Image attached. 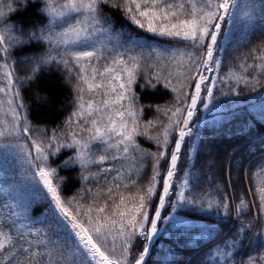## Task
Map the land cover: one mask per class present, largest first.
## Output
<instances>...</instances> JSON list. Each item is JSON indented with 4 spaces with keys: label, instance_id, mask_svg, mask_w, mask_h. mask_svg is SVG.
<instances>
[{
    "label": "trees",
    "instance_id": "trees-1",
    "mask_svg": "<svg viewBox=\"0 0 264 264\" xmlns=\"http://www.w3.org/2000/svg\"><path fill=\"white\" fill-rule=\"evenodd\" d=\"M64 2L53 0L57 8ZM167 2L183 3L186 9L190 8V0ZM122 3L123 0H109L107 4L99 5L100 18L107 30L99 37L97 45L102 46L104 56L99 65L110 62L117 54H123L125 60L129 57L139 60L140 68L129 92V97L135 99L134 107L142 133L136 137L139 150L128 158L121 156L115 160L109 153L104 164H91L86 169H82L79 163L65 165V161L76 154L72 148H62L58 154L49 156V165L57 169L56 180L62 198L78 201L84 206L81 212L94 199L98 203L107 200L111 206L113 200H108L103 192L97 193L96 190L106 191L114 183L119 184V191L125 196L144 194L152 183L153 169L157 167L149 153L166 151L158 166L160 175L157 177L156 195L148 199L150 208L157 206L162 180L169 167L170 152L178 136L175 130H170L167 149L158 147L155 137L163 139V129L169 124L171 116L167 110L182 106L177 103V95L183 100L185 93L191 90L183 88L174 92L172 88L180 87L177 84L179 74L187 68V64L181 65V60L187 61V56L182 57L181 54L198 50L181 38L148 32L143 18L145 27L140 28L128 18ZM42 7L41 0H27L26 5L17 0H0V9L8 15L6 23L15 25L17 30L14 34L25 41L22 44L9 42V55L7 58L0 57V64L7 62V71L13 77L12 91L7 94L0 92V104L3 105L0 116L10 119L5 115L9 99H14L15 103L22 101L26 105L22 114L27 115L36 133H56L63 142L70 143V128L80 133L85 126L83 120L77 121L76 117H72V112L76 110L74 74L70 78L64 67L56 63L40 66L35 75L32 71L36 66L34 61L41 56L48 52L57 56V51H64L63 46L57 50L47 42L27 39L30 33L39 35V30L49 25L51 17L41 12ZM75 16L70 14L57 18L56 25L52 27L60 31L67 24L74 23ZM231 17L232 23L223 26L227 37L219 38L222 50L217 59L221 63L211 73L215 80L213 107L206 111L198 105L190 124L192 134L185 138L179 154L175 174L179 185H172L173 192L158 222L160 231L151 243L144 264H264V212L259 210V190L264 188V72L255 67L261 61L253 59L264 50V0H236ZM76 18L83 20L84 16ZM154 23L159 25L166 21ZM3 28L4 23H0V29ZM83 47V44L68 45L69 50ZM241 64L252 67L244 69ZM158 70L162 77L160 80L154 79ZM76 71L78 69H74V73ZM169 72L173 73L169 77L172 85L166 87L163 77ZM233 73L249 80L255 77L262 83L255 88L242 80L237 84ZM184 83L187 84V81ZM7 87L5 70L0 67V88ZM16 92L20 94L19 99H15ZM89 95L97 101L104 98L85 93V100ZM128 102L124 100L122 104L127 106ZM116 107L120 108L119 105ZM215 107L218 109L215 110ZM69 118L72 119L71 125L68 124ZM150 136L153 138L149 139ZM0 143L7 144L9 141ZM91 147L93 152L108 151L106 146L95 142ZM106 168L112 171H103ZM118 173L122 179L114 181ZM85 176L89 179H83ZM185 180L188 181L187 187H184ZM124 184L129 187L124 188ZM31 185L23 157L12 148L0 147V230L13 237V246L0 257H9L6 264H27L29 259L38 260L40 264H72L74 249L68 246L71 233L60 226L53 205L36 195ZM181 191L186 202L178 205ZM111 195L118 203L115 188ZM242 199L247 207L237 211ZM188 200L193 203H187ZM209 202H213L211 208ZM125 203L132 208L137 201L126 200ZM217 203H227V210L217 207ZM173 205L177 206L173 208ZM76 206L74 203L73 210ZM106 211L110 213L111 207ZM151 215L150 211V218ZM120 242L118 240L117 244ZM146 244L139 235L135 236L129 260L138 256ZM26 248L29 252L39 251L42 255L32 258L23 251ZM217 249L231 255L225 259Z\"/></svg>",
    "mask_w": 264,
    "mask_h": 264
},
{
    "label": "snow or ice",
    "instance_id": "snow-or-ice-1",
    "mask_svg": "<svg viewBox=\"0 0 264 264\" xmlns=\"http://www.w3.org/2000/svg\"><path fill=\"white\" fill-rule=\"evenodd\" d=\"M17 2L27 4V0H17ZM108 2L109 0H65L57 8L53 0H41L43 4L41 12L51 17L49 25L40 29L39 35L30 33L27 37L28 40L47 42L53 49L58 50L61 46L64 47L62 53L57 51L59 59L48 52L35 60L36 66L32 71L35 75L40 66L56 63L64 67L70 78L74 74L76 110L72 112V117H76L77 121H84L85 126L80 129V133L86 135H80L75 129L70 128L71 142L65 143L56 133L38 134L33 130L27 115L22 114L26 111V105L22 101L15 103L14 99L7 101L9 108L5 115L10 116V119L0 116V142L9 141L7 144L0 143V147L12 148L23 157L28 166L32 191L53 205L60 219V226L71 233L72 239L68 246L74 249L72 264H144L145 256L149 252L147 245L151 244L158 233L161 210L165 207L170 195L182 144L185 137L192 134L190 124L196 115L198 105L207 110L212 104L215 80L210 74L215 72L221 63L217 59L219 51L222 50L219 38L227 37L228 33L223 30V26L232 23L231 11L236 7V0H190L189 9H186L183 3H168L167 0H123L121 5L123 10L128 18L140 28L145 27L141 19L143 18L147 22L148 32L181 38L188 41L192 48L198 50L181 54L182 57L187 56V61L181 60V65L187 64V68L179 74L177 84L180 87L172 88L174 92H180L183 88L191 90L185 93L183 100L180 95H177V103L182 106L167 110L171 112V116L169 124L163 129V139L161 140L159 136L155 137L157 146L167 149L170 130H175L178 136L170 152L169 167L162 180V192L157 197V206L154 209L150 208L148 199L156 195L157 177L160 175L158 166L160 160L165 157L166 151H160L158 154L149 153L153 156L157 167L153 169L152 183L144 194L125 196L119 191V184L114 183L108 186L106 191L96 190L97 193L103 192L108 200H113L111 206L107 200L98 203L94 199L86 210L81 212L84 206L78 201L74 199L66 201L62 198L60 186L56 180L57 169L49 165V156L58 154L62 148H72L76 150V154L65 161V165L79 163L82 169H86L91 164H104L109 153L114 160L120 159L121 156L128 158L134 151L139 150L136 137L142 134L139 131L140 125L134 107L135 99L129 97L131 86L140 68L139 60L136 57H129L125 60L123 54H117L112 56L110 62L99 65V61L104 59V56L102 46L97 45L99 37L107 31L100 18L99 5ZM9 9L11 10V5ZM70 14H76L73 17L74 23L67 24L60 31L52 27L56 25L57 18ZM81 15L84 16L83 20L76 18ZM7 19V13L0 9V23H4V28L0 29V57L4 58L9 55V42L14 41L16 44L25 42L20 36L14 34L17 29L15 25L7 24ZM155 21H166V23L157 25ZM19 31L23 32L22 29ZM70 44H83L84 47L80 50H69L68 45ZM253 59L261 61L255 67L264 72V50L255 55ZM0 67L5 70V76L8 79L7 89L0 88V92L7 94L13 88L12 73L7 71L9 67L7 62L0 64ZM240 67L246 69L252 66L241 64ZM74 69L78 71L74 73ZM172 75L173 73L169 72L163 77L166 80V87L172 85V79L169 78ZM232 75L237 84L242 80L246 85L250 84L255 88L256 85L262 83L255 77L249 80L236 73ZM161 78L158 70L154 79L160 80ZM114 81L116 83H113ZM184 81H187V84ZM85 93H94L104 98L97 101L93 95H89V98L85 100ZM19 96V92H16L15 99H19ZM124 100L129 101L127 106L122 104ZM117 105L120 108H117ZM0 113H3L2 104H0ZM68 124H72L71 118ZM152 138L149 137V139ZM93 142L106 146L108 151L93 152L91 147ZM103 171L109 172L112 169L106 168ZM83 179L88 180L89 177L85 176ZM113 179L114 181L121 180L122 175L118 173ZM187 184L188 181L185 180L184 187H187ZM128 187L124 184V188ZM114 188L119 196L118 203L111 195ZM259 191V210L264 212V188ZM126 200H135L137 203L132 208H128ZM185 202L184 192L181 191L178 194L177 204L182 205ZM74 203L77 206L73 210ZM187 203L192 204L193 201L188 200ZM176 206L173 205V208ZM208 206L211 208L213 202H209ZM216 206H222L225 210L228 208L227 203L222 205L217 203ZM109 207H111L110 213L106 211ZM246 207L247 204L242 199L237 211ZM93 213H95L94 216ZM137 235L147 244L140 254L130 261L132 240ZM118 240L121 241L119 245ZM29 243L31 244V241ZM10 246H13L12 235L0 230V254L5 253ZM23 251L32 258L42 255L39 251L29 252L27 248ZM217 252L225 259L231 255L230 252L220 249H217ZM8 259L7 255L0 257V264H6ZM27 264H40V262L29 259Z\"/></svg>",
    "mask_w": 264,
    "mask_h": 264
},
{
    "label": "rangeland",
    "instance_id": "rangeland-1",
    "mask_svg": "<svg viewBox=\"0 0 264 264\" xmlns=\"http://www.w3.org/2000/svg\"><path fill=\"white\" fill-rule=\"evenodd\" d=\"M210 75H211V74H210ZM213 79H214V78H213ZM212 107H213V106L210 105V107H209L207 110L212 109ZM217 109H218V108L215 107V110H217ZM207 110H206V111H207ZM196 113H197V112H196ZM195 116H196V115H195ZM195 116L193 117V120H194ZM185 138H186V137H185ZM178 160H179V159H178ZM178 160H177V165H178ZM176 171H177V167H176V169H175V174H176ZM173 184H177V185H179L177 179H175V175L173 176V180H172V185H173ZM172 192H173V189L171 188V189H170V195H169V197L171 196ZM169 197H168V198H169ZM166 201H167V200H166ZM165 204H166V203H165ZM163 209H164V208H163ZM163 209H162V210H163ZM162 210H161V211H162ZM159 231H160V230L158 229V233H159ZM158 233H157V234H158ZM156 236H157V235H156ZM156 236H155V237H156ZM151 243H152V242H151ZM150 245H151V244H148V247H149ZM148 253H149V252H148ZM147 255H148V254H147ZM147 255H146V256H147ZM146 256H145V258H146Z\"/></svg>",
    "mask_w": 264,
    "mask_h": 264
}]
</instances>
